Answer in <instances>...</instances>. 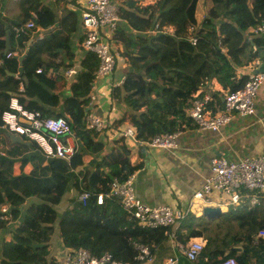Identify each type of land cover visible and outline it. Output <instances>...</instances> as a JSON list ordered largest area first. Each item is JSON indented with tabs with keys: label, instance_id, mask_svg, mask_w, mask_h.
Returning <instances> with one entry per match:
<instances>
[{
	"label": "trees",
	"instance_id": "1",
	"mask_svg": "<svg viewBox=\"0 0 264 264\" xmlns=\"http://www.w3.org/2000/svg\"><path fill=\"white\" fill-rule=\"evenodd\" d=\"M198 2L160 0L159 9H137L150 13V17L157 11V18L152 22L150 17L143 19L119 7L120 18L140 31L151 29L155 24L173 27V34L159 32L150 39L140 38L138 44L124 41L137 49L124 52L131 67L113 94L126 93L124 100L129 112L119 122L127 121L135 131L137 142L145 146L156 135L179 132L181 124L190 119L187 111L191 99L204 81L216 78L229 91L240 89L248 76L236 79L234 67L252 62L261 54L258 48L264 46V36L250 31L264 20V0H212L206 17L197 26ZM17 10L10 24L9 19L0 15V127L10 98L16 96L24 109L37 111L41 117L67 118L76 137L77 151L70 163L46 157L35 142L25 137L28 144L14 141L12 132L2 128L0 206L5 203L11 206L14 225L10 238L0 244V264H61L51 248L55 236L61 239L63 249L84 248L94 256L108 252L121 264H139L136 245L148 244L154 250L166 238L167 227L141 226L110 194L112 181L126 180L138 165L131 160V150L123 135L108 141L103 139H108L106 130L97 132L86 128L84 107L98 66L93 53L86 54L71 84V95L63 101L61 110L56 111L60 107V97L55 92L58 78L49 76V68L55 65L44 56L54 57L58 49H65L69 57L73 55L68 48L77 15L67 12L60 20V32L33 39L30 32L16 35L15 26L35 16L37 26L47 28L58 21L55 10L42 0H19ZM191 26L195 27L193 32L189 31ZM7 30L11 31L10 48L5 52ZM117 31L118 27L113 39ZM191 35L197 38L195 44L189 40ZM8 53L12 55L7 56ZM21 54L25 58L19 62ZM86 155L91 158L84 165ZM16 160L21 167L30 163V172L14 175ZM72 188L77 194L60 215L55 207ZM83 192L89 194L84 203L78 199ZM99 194L103 196L101 203L97 202ZM9 223L0 221V229ZM187 230L186 237L176 233L179 242L185 243L190 237L202 234L192 229L190 223ZM261 230L264 224L258 225V231ZM251 232L250 227L247 240H252ZM237 242L232 239L228 246ZM259 244H264V238L259 239ZM249 253L247 249L242 253L230 251L225 257L235 255L237 264H247ZM204 254L207 264L217 261L209 243Z\"/></svg>",
	"mask_w": 264,
	"mask_h": 264
},
{
	"label": "crops",
	"instance_id": "2",
	"mask_svg": "<svg viewBox=\"0 0 264 264\" xmlns=\"http://www.w3.org/2000/svg\"><path fill=\"white\" fill-rule=\"evenodd\" d=\"M18 1L1 0L0 15L10 20L8 24L16 17ZM42 2L55 10L58 21L47 28L37 27L35 30L28 31L33 39L60 32V20L67 12L72 11L77 15L75 23L77 25H75V29L71 32L69 38L68 49L73 55L69 57L65 49H58L57 55L54 57L44 56L47 62L55 65L54 68H49L48 74L58 78L55 92L60 97V107L56 108V111H60L63 101L71 95V84L76 79L88 53L82 46L85 36V28L81 21L83 0H42ZM211 5L212 0H199L195 13L197 26L206 17ZM120 6H122L123 12L132 11L135 16L147 19L150 17V13L137 9H159L160 0H120ZM157 15V11L154 12V16L149 18L150 22L155 20ZM134 21L136 22V20ZM117 27V37L111 39L116 50L114 52L118 53L115 69L109 76L99 77L93 81L88 95V103L84 107L86 114H93L102 119L105 125L103 130H106L105 135L108 138L103 137V139L108 141L119 138L121 132L130 127L127 121L119 122L129 112L124 100L126 93L122 92L119 96L113 94V89L122 83V78L131 67L127 57L124 56V52L137 49V46L133 47L131 44H125L124 41L138 44L140 38L150 39L156 37L159 32L161 33L163 27L173 30L171 26H159L158 29L153 27L140 31L130 26L124 18H120ZM262 35L264 36V34H258V36ZM258 49L261 51L260 56L250 63L234 67L236 79L241 76L247 77L264 63L261 57V55L264 56V46H260ZM69 64L71 65L68 68L72 67L76 71L70 77L64 74L67 68L63 67ZM228 91L229 89L225 88L219 80L212 78L204 81L195 94L209 93L212 96L211 110L216 112L221 108L224 95ZM2 128L0 127V137L3 133L1 132ZM11 135L13 140L16 141L13 137L14 133H11ZM22 139L24 140L23 137ZM126 144L131 150V160L138 165V169L133 173L132 180L135 196L142 203L149 206L169 205L185 210L188 208L193 193L203 186L205 178L210 174L212 157L221 156L228 160L237 161L245 157L264 155V83L255 98L254 114L247 116L234 115L217 132L198 128L190 118L181 124L175 139V146L172 148H151L128 138H126ZM1 147H3V144L0 143ZM2 153L3 151L0 149V155ZM90 158L89 155L83 157L84 165L88 164ZM31 169L32 165L30 163L21 167L20 161L16 160L13 166V174L18 175L21 171L29 173ZM71 190L68 192L71 193ZM66 193L55 207L60 215L70 204L69 201L74 194H71L65 201ZM254 200L253 196L249 195L244 197L238 205H231L227 203L226 196L214 192L207 201H199L194 204L193 208L190 209L191 213L188 216V221L179 226L177 233L180 232L183 237H186L188 235L187 226L190 223L192 229L200 230L202 234L200 237H190L186 242L202 240L205 247L209 243V248L216 255V260L225 257L230 251L242 253L244 249H247L250 252L247 264H264V248H260L261 246L264 247V244H259V239L264 237L260 236L258 231V225L264 224V197L258 198L256 202ZM202 206L219 207L221 214L213 218L204 217ZM9 209L11 210L10 205ZM193 217L194 219H192ZM13 225L14 223L11 220L6 228L0 229V244L3 240L10 238L11 226ZM250 227L252 240H247L246 236L250 233ZM232 239H237L238 242L236 245L229 247L228 243ZM205 247L196 261H189L178 255L179 264H207L208 259L204 254ZM51 248L53 252L56 251V255H61L64 250L58 236L53 238ZM173 254H177V250L174 244L168 238H165L157 245L154 259L150 264H162L168 256ZM228 257L236 258L235 255Z\"/></svg>",
	"mask_w": 264,
	"mask_h": 264
},
{
	"label": "built area",
	"instance_id": "3",
	"mask_svg": "<svg viewBox=\"0 0 264 264\" xmlns=\"http://www.w3.org/2000/svg\"><path fill=\"white\" fill-rule=\"evenodd\" d=\"M119 1L83 0L81 21L85 28V36L82 46L86 51L93 53L98 60V66L94 71V80L109 76L116 66L118 53L114 52L116 50L111 39L120 20ZM37 27L35 16H32L23 24L16 26L15 33L16 35L24 34L37 29ZM154 27L158 29L159 24H155ZM194 29L195 27L191 26L189 31L193 32ZM161 32L163 34H173V30L168 27H163ZM252 33L255 35L264 34V20L252 28ZM189 40L192 44H195L197 38L191 35ZM10 55L12 54H7V56ZM40 71L41 69H37V72ZM75 73L76 71L72 67L65 69L64 72L68 77ZM123 79L124 77L121 81ZM263 83L264 72L249 74L247 81L240 89L228 91L224 95L222 106L216 112L211 110L212 96L209 93L194 94L187 115L198 128L217 132L234 115L247 116L254 114L255 98ZM22 88V83H20V89ZM21 118L26 119L28 123H22ZM1 120L2 127L35 142L46 157L59 158L70 163L76 154L75 134L71 129L69 120L63 116L41 117L37 111L24 109L19 104L16 96H12L9 101V109L3 113ZM104 127L105 125L99 116L87 114L86 128L101 132ZM178 133L156 135L147 144L151 148H172L175 146ZM121 135L137 143L135 131L132 127L125 128ZM132 180L133 174L124 181L114 179L110 186V194L119 200L122 207L141 226L150 228L167 227L166 238L174 244L177 254L168 256L162 264H179L178 255L189 261H196L204 250V242L202 240L179 242L176 234L179 226L187 221L191 213L190 209L193 208L194 204L199 201H207L214 192L226 196L227 203L233 205H238L244 197L249 195L253 196L255 202L258 201V198H263L264 155L245 157L237 161L228 160L221 156L212 157L210 174L205 178L203 186L193 193L188 208L185 210L169 205L149 206L142 203L135 196ZM88 196L87 192H83L78 196V199L84 203ZM102 198V194H99L97 202L101 203ZM11 215L9 204L2 205L0 208V221L11 222ZM259 235L264 237V230L259 231ZM136 248L139 251L137 256L139 264L152 263L156 248L151 250L150 245L144 243L137 244ZM56 259L61 264H121L115 261L108 252L100 256H94L84 248L64 249L61 255H57ZM211 264H237V261L234 257H225Z\"/></svg>",
	"mask_w": 264,
	"mask_h": 264
},
{
	"label": "water",
	"instance_id": "4",
	"mask_svg": "<svg viewBox=\"0 0 264 264\" xmlns=\"http://www.w3.org/2000/svg\"><path fill=\"white\" fill-rule=\"evenodd\" d=\"M10 36H11V31L10 30H7L6 32V49H5V52H8L9 51V48H10ZM25 58V54H21L19 57H18V60L19 62H22V60ZM20 71L22 70V68L19 69ZM257 72H264V63L260 66V68L258 70H255L254 73H257ZM24 80H26L24 78ZM22 123H28V121L24 118H21L20 119ZM14 139L18 142H23V143H29V141H24L22 139V136L20 135H13ZM221 214V210L219 207H213V206H203L202 208V215L204 217H207V218H213V217H216V216H219Z\"/></svg>",
	"mask_w": 264,
	"mask_h": 264
},
{
	"label": "rangeland",
	"instance_id": "5",
	"mask_svg": "<svg viewBox=\"0 0 264 264\" xmlns=\"http://www.w3.org/2000/svg\"><path fill=\"white\" fill-rule=\"evenodd\" d=\"M14 2H15V1H14ZM73 193H74V194H73ZM66 194H67V195L65 196V199H64L65 201H66L67 198L70 197L71 194H73V196H74V195H76L77 193H76V191H74V189L72 188L71 193H70V192H67ZM231 205H233V204H231ZM59 210H61V209H59ZM56 254H57V253H56Z\"/></svg>",
	"mask_w": 264,
	"mask_h": 264
}]
</instances>
